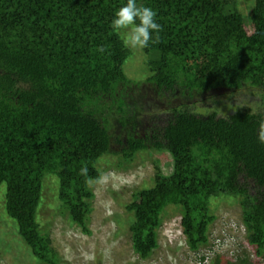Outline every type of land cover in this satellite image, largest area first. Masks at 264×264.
Returning <instances> with one entry per match:
<instances>
[{
    "label": "trees",
    "instance_id": "trees-1",
    "mask_svg": "<svg viewBox=\"0 0 264 264\" xmlns=\"http://www.w3.org/2000/svg\"><path fill=\"white\" fill-rule=\"evenodd\" d=\"M126 2L0 0V189L6 185L8 216L37 264H62L39 220L45 181L56 183L59 213L91 233L100 160L113 154L114 166L126 169L140 153L167 152L169 176L134 190L125 204L134 252L143 259L155 253L171 207L198 251L209 242L216 200L225 199L240 205L249 244L263 256L264 0L253 2L250 32L237 0H137L161 25L144 47V79L127 72L130 48L111 27ZM147 89L168 95L167 102H207L217 90L247 89L257 101L224 116L173 103L163 128L143 132ZM222 259L217 263L253 264L248 255Z\"/></svg>",
    "mask_w": 264,
    "mask_h": 264
},
{
    "label": "rangeland",
    "instance_id": "rangeland-1",
    "mask_svg": "<svg viewBox=\"0 0 264 264\" xmlns=\"http://www.w3.org/2000/svg\"><path fill=\"white\" fill-rule=\"evenodd\" d=\"M253 2L237 0L240 11L246 17L249 32L253 30L250 18ZM120 31L125 39L127 30ZM129 48L131 57L126 63L127 72L140 79L146 78L150 70L144 47ZM143 96V102L151 103L142 117L143 132L146 129L163 128L173 116L170 110L173 103L182 104L186 101L197 114L218 112L219 116H224L235 106L252 107L257 101L247 89L236 92L217 90L210 94L207 102L185 100L179 96L167 102L168 95L166 99L148 89L143 92ZM215 100L221 103L213 102ZM114 147L120 148L118 144ZM116 163L117 156L113 154L103 157L99 162L103 176L107 179L94 187L96 198L89 224L91 233L83 232L69 217L59 213V201L55 198L56 183L53 178L45 181L39 220L50 233L62 264H218L220 258H223L222 262L237 263L245 255L250 257L253 264H264V255L258 256L255 248L249 244L242 208L225 199L216 200L217 218L210 225L209 242L198 251L192 250L186 241L181 226V212L171 207L159 229V248L150 258H141L132 248L130 215L125 204L131 201L134 190L152 185L157 176L167 178L172 171V159L167 152L153 150L140 153L126 169L116 168ZM248 184L255 193L254 182L249 181ZM4 188L6 190L5 184L0 189V264H37L32 248L21 237L16 222L6 212Z\"/></svg>",
    "mask_w": 264,
    "mask_h": 264
},
{
    "label": "clouds",
    "instance_id": "clouds-1",
    "mask_svg": "<svg viewBox=\"0 0 264 264\" xmlns=\"http://www.w3.org/2000/svg\"><path fill=\"white\" fill-rule=\"evenodd\" d=\"M157 13L151 7L138 6L137 0H127L126 4L115 12L111 27L115 30L126 29L124 44L133 49L147 47L152 33H158L161 25L156 22ZM139 20L137 24L136 21ZM100 51H104L103 48ZM87 168H81V174H87ZM107 179L101 176L96 181L103 183ZM91 183V181H88Z\"/></svg>",
    "mask_w": 264,
    "mask_h": 264
}]
</instances>
